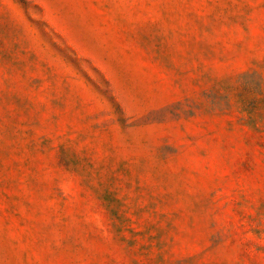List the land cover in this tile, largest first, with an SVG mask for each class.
Here are the masks:
<instances>
[{
  "label": "rangeland",
  "instance_id": "obj_1",
  "mask_svg": "<svg viewBox=\"0 0 264 264\" xmlns=\"http://www.w3.org/2000/svg\"><path fill=\"white\" fill-rule=\"evenodd\" d=\"M0 264H264V0H0Z\"/></svg>",
  "mask_w": 264,
  "mask_h": 264
}]
</instances>
